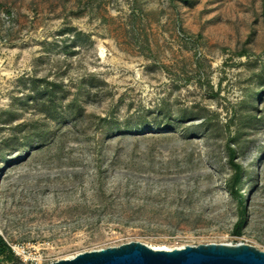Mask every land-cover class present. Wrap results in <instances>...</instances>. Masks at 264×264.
<instances>
[{"label": "rangeland", "instance_id": "374dc122", "mask_svg": "<svg viewBox=\"0 0 264 264\" xmlns=\"http://www.w3.org/2000/svg\"><path fill=\"white\" fill-rule=\"evenodd\" d=\"M0 237L264 252V0H0Z\"/></svg>", "mask_w": 264, "mask_h": 264}, {"label": "water", "instance_id": "95a60500", "mask_svg": "<svg viewBox=\"0 0 264 264\" xmlns=\"http://www.w3.org/2000/svg\"><path fill=\"white\" fill-rule=\"evenodd\" d=\"M52 264H264V252L247 244H206L164 250L131 242Z\"/></svg>", "mask_w": 264, "mask_h": 264}, {"label": "trees", "instance_id": "16d2710c", "mask_svg": "<svg viewBox=\"0 0 264 264\" xmlns=\"http://www.w3.org/2000/svg\"><path fill=\"white\" fill-rule=\"evenodd\" d=\"M81 35L80 33L76 34ZM48 94L52 93L51 91H46ZM46 94V93H45ZM230 156L231 158L234 156V151L230 150ZM240 226L238 227V230H240ZM0 256H5L7 260L15 261L14 253L12 252L11 248L5 243V241L0 237Z\"/></svg>", "mask_w": 264, "mask_h": 264}, {"label": "built area", "instance_id": "2783aa9c", "mask_svg": "<svg viewBox=\"0 0 264 264\" xmlns=\"http://www.w3.org/2000/svg\"><path fill=\"white\" fill-rule=\"evenodd\" d=\"M12 252H14L19 258H21L22 260L26 259L27 254L25 251H22L21 249H14L13 247H10Z\"/></svg>", "mask_w": 264, "mask_h": 264}, {"label": "bare ground", "instance_id": "6f19581e", "mask_svg": "<svg viewBox=\"0 0 264 264\" xmlns=\"http://www.w3.org/2000/svg\"><path fill=\"white\" fill-rule=\"evenodd\" d=\"M164 250H170V249H164Z\"/></svg>", "mask_w": 264, "mask_h": 264}]
</instances>
